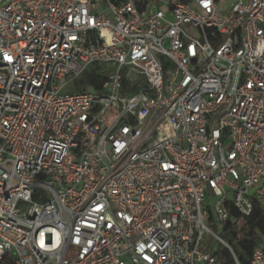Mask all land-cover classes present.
Wrapping results in <instances>:
<instances>
[{
  "label": "built area",
  "instance_id": "1",
  "mask_svg": "<svg viewBox=\"0 0 264 264\" xmlns=\"http://www.w3.org/2000/svg\"><path fill=\"white\" fill-rule=\"evenodd\" d=\"M255 206L264 0H0V264L237 260Z\"/></svg>",
  "mask_w": 264,
  "mask_h": 264
},
{
  "label": "trees",
  "instance_id": "2",
  "mask_svg": "<svg viewBox=\"0 0 264 264\" xmlns=\"http://www.w3.org/2000/svg\"><path fill=\"white\" fill-rule=\"evenodd\" d=\"M105 74L96 69L88 70L76 83L75 90L82 91L87 85L100 89ZM231 218H240L239 211L231 206L229 208ZM223 237L226 238L234 250L237 260L227 249L217 252L218 264H251L254 250L264 241V213L260 206H255L251 216L245 217L243 225L231 229L225 228Z\"/></svg>",
  "mask_w": 264,
  "mask_h": 264
},
{
  "label": "crops",
  "instance_id": "3",
  "mask_svg": "<svg viewBox=\"0 0 264 264\" xmlns=\"http://www.w3.org/2000/svg\"><path fill=\"white\" fill-rule=\"evenodd\" d=\"M238 1H240V0H218L219 9L221 11H228Z\"/></svg>",
  "mask_w": 264,
  "mask_h": 264
},
{
  "label": "rangeland",
  "instance_id": "4",
  "mask_svg": "<svg viewBox=\"0 0 264 264\" xmlns=\"http://www.w3.org/2000/svg\"><path fill=\"white\" fill-rule=\"evenodd\" d=\"M157 2H158V1H157ZM158 5H159V6H164L165 4L162 3V2H158ZM208 200H209V202L212 204V200H213L212 197L209 198Z\"/></svg>",
  "mask_w": 264,
  "mask_h": 264
}]
</instances>
